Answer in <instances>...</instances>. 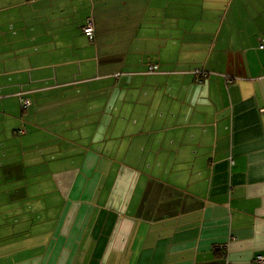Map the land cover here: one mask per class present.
Here are the masks:
<instances>
[{
    "label": "crops",
    "instance_id": "crops-1",
    "mask_svg": "<svg viewBox=\"0 0 264 264\" xmlns=\"http://www.w3.org/2000/svg\"><path fill=\"white\" fill-rule=\"evenodd\" d=\"M263 39L264 0H0V264H261Z\"/></svg>",
    "mask_w": 264,
    "mask_h": 264
},
{
    "label": "built area",
    "instance_id": "built-area-1",
    "mask_svg": "<svg viewBox=\"0 0 264 264\" xmlns=\"http://www.w3.org/2000/svg\"><path fill=\"white\" fill-rule=\"evenodd\" d=\"M83 31H84V34L88 38H90L91 40L93 39V37H94V29H93V26H92L91 23H88V25L86 27H84ZM259 48L264 51V39L261 41ZM157 69H158L157 66H152V67L149 68V72L153 73V72L157 71ZM22 95L23 94H21V96ZM21 103H22V107L24 109H27L32 104L31 100L29 98H27V97H24V96L21 97ZM256 262L264 264V257H261V256L257 257L256 258Z\"/></svg>",
    "mask_w": 264,
    "mask_h": 264
},
{
    "label": "trees",
    "instance_id": "trees-1",
    "mask_svg": "<svg viewBox=\"0 0 264 264\" xmlns=\"http://www.w3.org/2000/svg\"><path fill=\"white\" fill-rule=\"evenodd\" d=\"M84 32V31H83ZM22 104V103H21Z\"/></svg>",
    "mask_w": 264,
    "mask_h": 264
}]
</instances>
